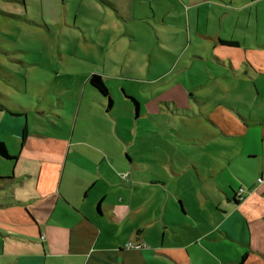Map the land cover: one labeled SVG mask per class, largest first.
<instances>
[{
	"label": "crops",
	"instance_id": "obj_1",
	"mask_svg": "<svg viewBox=\"0 0 264 264\" xmlns=\"http://www.w3.org/2000/svg\"><path fill=\"white\" fill-rule=\"evenodd\" d=\"M132 2H116L120 17L134 16ZM187 2L197 8V19L204 16L196 30L214 43L218 67L249 76L254 97L245 96L252 92L247 87L231 103L223 97L229 88H219L217 97L198 101L204 131L168 133L167 143L166 134L146 132L159 122L138 119L143 102L134 87H121L128 110L137 114L125 125L114 120L113 89L105 83L113 99L109 107L91 85L98 71L80 79L65 74L69 80L62 87L52 75L41 76L63 96L61 108L71 116L62 119L65 124L53 121L52 135L48 129L35 133L22 111H13L14 118L0 104V131L20 145L11 152L0 134L16 156L5 158L14 162L13 175L0 177V239L8 243L0 249V264H264V38L257 34L258 21L250 28L256 45L235 32L222 33L235 9L259 19L264 0H231L228 9L214 3L224 12L222 28L212 35L207 13L214 4ZM142 142L153 149L134 150ZM158 143L164 144L160 150ZM189 146L195 155L184 151Z\"/></svg>",
	"mask_w": 264,
	"mask_h": 264
},
{
	"label": "rangeland",
	"instance_id": "obj_2",
	"mask_svg": "<svg viewBox=\"0 0 264 264\" xmlns=\"http://www.w3.org/2000/svg\"><path fill=\"white\" fill-rule=\"evenodd\" d=\"M121 1L127 4L130 0ZM134 1V16L120 17L114 7L120 0H0V104L11 111H22L21 117L29 121L35 133L44 134L48 129L52 135L56 133L52 122L65 124L62 119H68L71 112L61 108L63 96L50 91L51 85L41 76L52 75L51 80L62 87L61 82L69 80L65 74L75 73L80 79L94 70L113 89L115 121L118 118L127 125L137 118L135 109L128 110L131 104L121 88L134 87L143 102L138 119L142 124L159 122L148 124L146 132L166 134L168 143V133L197 135L204 131L206 124L199 117L198 101L217 97L219 88H229L223 97L231 103L247 87L252 92L246 91L245 96L254 97L249 76H234L218 67L212 52L214 43L196 30L197 23L205 21L204 16L197 19V8L190 7L188 0ZM208 1L228 9L226 3L231 0ZM215 4L208 6L207 35L219 33L222 28L219 16L224 10ZM259 9V19L254 14L231 11L223 35L235 32L236 36L248 37V45H256L250 39L256 32L250 28L258 21L257 34L264 38V3L259 4ZM205 25H199V29ZM22 107L28 110L24 112ZM2 114L5 113L0 112V119ZM0 134L10 151L18 152L20 145L15 138L3 131ZM140 145L134 150L153 149L150 142ZM163 147L158 143L156 150ZM184 151L188 155L196 153L191 146ZM12 167L14 162L0 157V177H11ZM3 242L0 239V249L8 245Z\"/></svg>",
	"mask_w": 264,
	"mask_h": 264
},
{
	"label": "trees",
	"instance_id": "obj_3",
	"mask_svg": "<svg viewBox=\"0 0 264 264\" xmlns=\"http://www.w3.org/2000/svg\"><path fill=\"white\" fill-rule=\"evenodd\" d=\"M222 42H225L226 44H229V45L236 44V42H234V41H222ZM90 83L101 94H103L104 96H106L108 98L109 107L112 106L113 99H112L111 94H110V89L107 87V85L105 84L102 77L99 74L94 73L90 76ZM135 102L137 105L138 102L137 101H135ZM9 111L11 112L12 115H16V113H14L13 111H11V110H9ZM0 157H4V158H8V159H15L16 158V156H13L10 154L6 144L3 141H0Z\"/></svg>",
	"mask_w": 264,
	"mask_h": 264
},
{
	"label": "built area",
	"instance_id": "obj_4",
	"mask_svg": "<svg viewBox=\"0 0 264 264\" xmlns=\"http://www.w3.org/2000/svg\"><path fill=\"white\" fill-rule=\"evenodd\" d=\"M241 192H242V189H241ZM240 197L242 198V195L240 194Z\"/></svg>",
	"mask_w": 264,
	"mask_h": 264
},
{
	"label": "flooded vegetation",
	"instance_id": "obj_5",
	"mask_svg": "<svg viewBox=\"0 0 264 264\" xmlns=\"http://www.w3.org/2000/svg\"><path fill=\"white\" fill-rule=\"evenodd\" d=\"M241 198V197H240Z\"/></svg>",
	"mask_w": 264,
	"mask_h": 264
}]
</instances>
